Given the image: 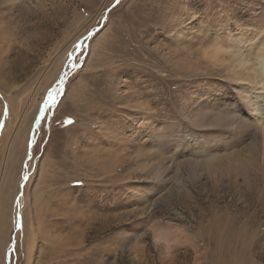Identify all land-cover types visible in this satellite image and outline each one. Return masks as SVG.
I'll list each match as a JSON object with an SVG mask.
<instances>
[{
  "label": "rangeland",
  "instance_id": "1",
  "mask_svg": "<svg viewBox=\"0 0 264 264\" xmlns=\"http://www.w3.org/2000/svg\"><path fill=\"white\" fill-rule=\"evenodd\" d=\"M0 20V264H264L262 124L229 76L264 0H0Z\"/></svg>",
  "mask_w": 264,
  "mask_h": 264
},
{
  "label": "bare ground",
  "instance_id": "2",
  "mask_svg": "<svg viewBox=\"0 0 264 264\" xmlns=\"http://www.w3.org/2000/svg\"><path fill=\"white\" fill-rule=\"evenodd\" d=\"M1 21V20H0ZM257 34V44L255 48H253L250 52V57L248 58L247 56L239 55L236 57L237 65H235V69L230 71L229 76L231 77L233 84L235 85V89L238 91V94H241L242 98V103L245 106L246 109L250 111V113L253 114V116L258 119L261 124H262V132H261V141L260 143V158L257 156H254L252 160L250 161V164L256 165L257 168H260V171L264 174V32L259 31L256 33ZM242 36V35H241ZM241 39V38H240ZM228 43V41H227ZM245 44V43H244ZM230 45V44H229ZM221 46V45H220ZM219 44L216 42L215 45L210 46L208 49H205L203 51V56L205 59L212 63H219L221 62V55L226 52L225 49L223 50ZM231 46V45H230ZM249 47V46H248ZM252 48L249 47V49ZM232 49V48H231ZM229 50V48H228ZM233 50V49H232ZM241 50V49H240ZM230 51V50H229ZM238 51V50H237ZM140 56V55H137ZM226 56V55H225ZM228 59V58H227ZM241 59V60H237ZM228 62V60H227ZM230 62V61H229ZM251 62V63H250ZM226 63V62H225ZM223 63V64H225ZM234 63V62H233ZM222 64V65H223ZM248 90V92L252 95H248L249 93H245V91ZM216 101V99H215ZM221 101V100H220ZM217 102V101H216ZM219 102V101H218ZM237 103V102H236ZM214 104V103H213ZM242 105V106H243ZM235 106V105H234ZM221 109L220 107H218ZM236 108V107H235ZM223 109V108H222ZM227 112L230 110L224 109ZM235 110H238L237 108ZM246 111V110H245ZM223 112V110L221 111ZM231 112V111H230ZM236 112V111H235ZM226 113V112H224ZM249 113V112H248ZM220 114V113H218ZM236 114V113H235ZM200 115V114H199ZM198 115V116H199ZM201 115H205L204 113ZM213 115V114H212ZM216 114H214L215 116ZM221 115V114H220ZM239 116V114L237 115ZM250 116V115H249ZM217 116H215L216 119ZM243 117V116H242ZM199 118V117H198ZM201 118V117H200ZM197 119V117H196ZM239 119V118H238ZM236 118L234 114H223L219 116L214 123L217 122L220 124L222 127L225 128H232L235 131L239 132L241 129V123L244 124L245 120L240 121ZM248 119V118H247ZM252 119V118H251ZM247 122V120H246ZM249 123V122H248ZM259 123V122H258ZM246 124V123H245ZM244 124V125H245ZM24 126V125H23ZM247 126V124H246ZM216 127V126H215ZM245 129V128H244ZM243 129V131H245ZM248 129V128H246ZM241 130V132H243ZM247 131V130H246ZM245 131V132H246ZM259 131V130H258ZM231 135V134H230ZM246 135V134H245ZM210 136V135H209ZM233 136V135H232ZM226 137V136H225ZM229 137V136H228ZM232 139V138H230ZM239 139V138H238ZM237 139V140H238ZM219 140V139H218ZM229 140V139H228ZM203 141V140H202ZM230 141V140H229ZM236 141V140H235ZM234 141V142H235ZM240 141V140H239ZM198 142V141H197ZM211 142V141H210ZM228 142V141H227ZM209 143V142H208ZM207 144V143H205ZM247 144V143H246ZM181 145V144H180ZM189 145V144H188ZM194 145V144H193ZM197 145V144H195ZM214 145V144H213ZM257 145V144H256ZM202 148L203 145L201 144ZM205 146V145H204ZM259 146V144H258ZM199 147V146H195ZM247 147V146H246ZM190 148V147H189ZM193 148V147H192ZM257 148V147H256ZM191 149V148H190ZM195 149V148H194ZM192 149V150H194ZM198 149V148H197ZM205 150V149H204ZM241 150V149H240ZM197 151V150H196ZM242 151V150H241ZM249 151V150H248ZM240 152V151H239ZM186 153V152H185ZM209 153V152H208ZM242 154V153H241ZM258 155V153H256ZM207 156V155H206ZM213 156V155H212ZM236 156V155H235ZM203 157V156H202ZM208 157V156H207ZM243 157V156H242ZM211 158V155H210ZM227 158V157H226ZM209 159V158H208ZM206 160V159H205ZM215 160V159H214ZM256 160V162H255ZM217 161V160H216ZM148 162L143 163V167L147 165ZM211 163V162H210ZM209 163V164H210ZM228 164V162H226ZM208 164V163H207ZM226 164V166H227ZM213 166V164L211 163ZM216 166V165H215ZM231 166V165H230ZM233 166V165H232ZM218 167V165H217ZM215 167V169L217 168ZM255 167V166H254ZM254 167L252 169H254ZM225 168V166H224ZM229 168V167H228ZM218 169V168H217ZM231 169V167H230ZM251 169V170H252ZM257 170V169H256ZM230 171V170H229ZM250 172V170H248ZM247 171V172H248ZM224 172V171H223ZM239 172V171H238ZM242 172V171H241ZM248 172V173H249ZM254 172V171H253ZM258 172V171H257ZM246 173V174H248ZM159 175V174H158ZM154 176V174L152 175ZM247 176V175H246ZM41 220V219H40ZM162 239L163 241L165 239L169 240L165 232L159 233L158 237Z\"/></svg>",
  "mask_w": 264,
  "mask_h": 264
},
{
  "label": "snow or ice",
  "instance_id": "3",
  "mask_svg": "<svg viewBox=\"0 0 264 264\" xmlns=\"http://www.w3.org/2000/svg\"><path fill=\"white\" fill-rule=\"evenodd\" d=\"M52 103H55V97L53 96V98H52V101H51Z\"/></svg>",
  "mask_w": 264,
  "mask_h": 264
}]
</instances>
